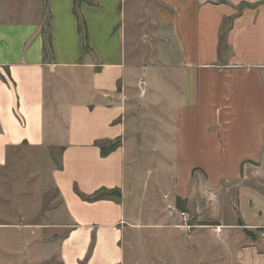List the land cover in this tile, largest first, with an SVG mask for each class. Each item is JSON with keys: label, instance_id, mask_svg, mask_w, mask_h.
Listing matches in <instances>:
<instances>
[{"label": "crops", "instance_id": "obj_1", "mask_svg": "<svg viewBox=\"0 0 264 264\" xmlns=\"http://www.w3.org/2000/svg\"><path fill=\"white\" fill-rule=\"evenodd\" d=\"M140 1L156 3L155 38L133 0H1L0 166L25 141L64 147L52 180L68 230L53 264L124 262L128 199L160 169L154 152L171 171L164 194L212 217L241 216L242 196L257 205L251 197L264 195V0ZM82 20L92 28L87 52ZM118 139L102 155L98 142ZM103 188L122 197H82ZM230 228L211 230L226 242L219 259L264 264L259 240ZM10 229L0 221V251Z\"/></svg>", "mask_w": 264, "mask_h": 264}, {"label": "rangeland", "instance_id": "obj_2", "mask_svg": "<svg viewBox=\"0 0 264 264\" xmlns=\"http://www.w3.org/2000/svg\"><path fill=\"white\" fill-rule=\"evenodd\" d=\"M15 1L12 3L9 0L8 3L15 5ZM155 4L149 2L142 4L140 0H133L137 13L143 17L145 13L148 14L145 15L149 23L146 33L153 38L156 36V26L154 14L151 12ZM1 6L0 0V20H4L7 17L2 18ZM131 7L132 3L127 1L126 11L128 12ZM79 32L82 38L81 47L85 52L91 50L92 28L85 20H82ZM136 33V28L132 26L128 16L126 34L129 45ZM74 98L79 99L77 95ZM154 153L155 165L160 169L153 171L152 178L147 180L149 187L134 185L133 193L128 199L129 220L122 239L125 253L122 264H230L219 259L221 253L224 254L226 242L225 239H218L211 231H215L218 225L223 226L222 229L225 231H232L230 227L248 229L252 233L251 236L264 246V195L251 197L257 205L251 204L245 195L240 202L241 216L245 221L263 224H246L239 213L233 218L225 208L218 212L217 217H212L210 209L198 211L199 209L189 206L188 200L181 198L184 205L182 209L178 207V200L173 193L164 194L169 191L172 182L169 178L171 171L163 168L158 153ZM59 164V146L50 144L41 147L24 146L19 157L14 158L13 164L3 171L0 221L12 228L10 230L13 232L11 231L9 235L10 243L0 251V264L60 262L59 242L68 230L66 225L68 219L52 180V171ZM222 190L224 188H218V191ZM151 195L155 198L150 197ZM259 209L262 212H258ZM183 212H186L187 217ZM186 223L193 226L191 232L185 230ZM197 230L206 233L207 237L195 241L200 247L191 241V236ZM207 251L209 254L212 251L213 258L200 262L199 257L206 255Z\"/></svg>", "mask_w": 264, "mask_h": 264}, {"label": "trees", "instance_id": "obj_3", "mask_svg": "<svg viewBox=\"0 0 264 264\" xmlns=\"http://www.w3.org/2000/svg\"><path fill=\"white\" fill-rule=\"evenodd\" d=\"M0 78L7 81L6 77L1 72H0ZM120 144H121V141L119 139L115 141H110L108 143L98 142V145L101 149V153L104 156L111 153L118 146H120ZM24 146H30V145L25 141L21 145L8 147V162L5 166H0V197L2 196L1 191L3 189V182H2L3 171H6V169L9 168V166L13 164L14 158L19 157L20 151ZM63 150H64V147H61L60 148V164L58 166L59 168H62ZM82 197H84L85 199L91 200V201L105 199V198L120 200V198L122 197V193H121L120 188H114V189L103 188V189L98 190L91 197H86V196H82ZM178 207L182 209L184 208L181 198H178Z\"/></svg>", "mask_w": 264, "mask_h": 264}, {"label": "built area", "instance_id": "obj_4", "mask_svg": "<svg viewBox=\"0 0 264 264\" xmlns=\"http://www.w3.org/2000/svg\"><path fill=\"white\" fill-rule=\"evenodd\" d=\"M183 215L187 217L186 212H183ZM192 227H193V226H192L191 224H189V223H186V224L184 225V228H185V230H186L187 232H191V231H192ZM222 228H223V226L218 225V226L216 227L215 231H216L218 234H220V233L223 231Z\"/></svg>", "mask_w": 264, "mask_h": 264}]
</instances>
